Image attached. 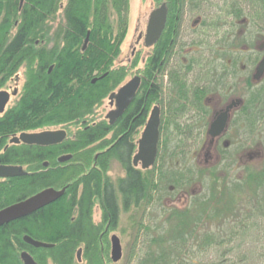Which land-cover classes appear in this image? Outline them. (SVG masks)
<instances>
[{
    "label": "trees",
    "instance_id": "1",
    "mask_svg": "<svg viewBox=\"0 0 264 264\" xmlns=\"http://www.w3.org/2000/svg\"><path fill=\"white\" fill-rule=\"evenodd\" d=\"M155 1L167 6V0ZM129 12L130 0H25L23 5L21 0H0V91L21 69L27 71L19 102L0 116V165L26 167L28 174L0 179V211L46 189L66 188L59 201L0 228V264H23L24 251L37 264H76L80 249L86 264H115L108 235L118 229L121 212L132 209L140 216L134 222L135 247L118 264H255L257 247L246 245L264 240V163L260 170L251 163L242 165V175L220 180L216 169L203 177L197 165L188 163L192 153L171 152L167 147V159L182 164L167 165L166 172V144L195 139L184 134L177 119L172 122L178 132L169 134L167 117L162 120V152L154 168H133L132 133L99 154L98 160L93 157V146L102 152L119 136L105 123H93L96 110L127 76L126 69L113 68L128 30ZM145 65L142 95L149 90V103H158L165 97L167 25ZM259 94L253 97L243 136L250 143L264 134V93ZM129 120L130 116L123 118L121 130ZM144 124L143 120L139 127ZM71 125L80 128L61 145L10 143L22 133ZM64 156L71 159L58 163ZM114 159L126 173L116 182L106 177ZM203 179L213 184L212 196L201 189L183 208L163 202H168L170 188L180 193ZM97 205L102 214L95 224ZM153 209L160 213L151 218ZM26 236L53 247L36 249L25 243ZM141 237L144 251L136 256ZM260 256L264 259V253Z\"/></svg>",
    "mask_w": 264,
    "mask_h": 264
},
{
    "label": "flooded vegetation",
    "instance_id": "2",
    "mask_svg": "<svg viewBox=\"0 0 264 264\" xmlns=\"http://www.w3.org/2000/svg\"><path fill=\"white\" fill-rule=\"evenodd\" d=\"M191 17L195 19L193 22L188 21ZM166 25L165 97L158 103L150 104L148 101L150 91L142 95L145 76L137 69L132 79L137 77L141 79L140 88L123 115L113 124L108 118L111 112L117 110V101L116 99L111 101L110 96L118 93L125 84L109 95L111 110L106 114L105 119L93 123L96 125L103 122L119 133L116 142L99 154L103 155L113 149L121 138L132 133L135 139V151L131 163L134 169L141 170V164L134 166V157L140 140L137 137L141 131H144L154 108L158 107L161 125L156 164L162 152V120L165 117L171 119L169 134H176L178 131L172 120L177 119L184 134L194 135L196 142L195 139H191L180 145L172 140L168 146L166 144L163 154L166 172L167 165L180 167L182 164L180 160L173 162L170 158L167 159L168 147V151L171 152L188 151L195 155V159L190 162L200 168L203 177L209 174L210 169H216V173L220 174V180L226 178L230 180L236 163L235 150L242 144H236V137L242 138L245 134L247 121L251 118L253 97L257 99L261 97L257 94L264 93V73L257 78L260 64L264 61V0H167ZM140 35L142 38L138 43L144 39L143 34ZM85 50L83 47V51ZM9 104L10 102L6 111L0 116L8 111ZM254 104L256 106L259 102L256 100ZM223 114H227L226 128L219 137L212 138L209 134L211 126ZM128 116L130 120L123 131L121 123L123 118ZM143 120L145 124L139 127ZM74 126H62L60 130H64L68 138ZM77 127L79 128V125ZM112 135L113 132L106 139H112ZM99 154L96 155L95 160H98ZM67 157L71 159L70 156ZM62 158L64 157L58 159V163L69 161L60 162ZM114 162L123 168L118 159L111 161L110 167ZM46 164L48 163L44 166H49ZM170 170L176 171V169ZM108 174L109 170L106 172V177L111 179ZM123 178L125 176L120 179ZM195 187L196 185L192 186L191 193L186 190L176 193L175 188H170L169 197L177 196V198L175 201L168 200L167 205L171 202V206L177 207L182 198L188 204L196 194ZM174 202L177 204H173ZM77 261L82 262L78 257ZM22 263L24 264L23 261Z\"/></svg>",
    "mask_w": 264,
    "mask_h": 264
},
{
    "label": "water",
    "instance_id": "3",
    "mask_svg": "<svg viewBox=\"0 0 264 264\" xmlns=\"http://www.w3.org/2000/svg\"><path fill=\"white\" fill-rule=\"evenodd\" d=\"M25 0H21V5H23ZM167 23V6L163 4L160 8L153 11L150 15L146 36H145V46L151 48L156 45L164 30ZM90 33L85 41L84 49L87 48L89 43ZM142 35H140L138 42L141 40ZM264 73V61L260 64L258 69L257 78ZM97 79L93 81L95 84ZM141 79L134 78L125 86H123L118 93H114L110 96V100L116 99L117 110L111 112L108 118L111 124L115 120L123 115L126 109L131 104L132 100L135 98L137 91L140 88ZM11 95L9 92H0V114L6 111V107L10 102ZM227 123V114H223L218 118L211 126L209 134L212 138L219 137L225 130ZM160 110L158 107L154 108L151 117L142 133V136L138 142V151L134 157V166H139L143 171L152 168L157 160L158 156V146L160 141ZM67 138V133L64 130H47L38 133H22L19 136H15L10 143L12 145H26V146H38V147H52L61 145ZM69 160V157H64L60 159V162ZM48 165V164H46ZM28 175L27 172L19 166H3L0 165V179H12L18 177H24ZM66 193V188L62 190H56L53 188L46 189L24 201L18 202L12 206H9L0 211V228L10 224L12 222L18 221L20 219L26 218L47 206L59 201L64 197ZM24 241L36 248H52L53 245L38 242L29 236L24 238ZM112 243V253L111 259L113 263L117 264L123 259V247L121 240L116 235L111 238ZM82 250L78 251V259L81 261ZM22 261L24 264H36L35 260L29 253L21 254Z\"/></svg>",
    "mask_w": 264,
    "mask_h": 264
},
{
    "label": "rangeland",
    "instance_id": "4",
    "mask_svg": "<svg viewBox=\"0 0 264 264\" xmlns=\"http://www.w3.org/2000/svg\"><path fill=\"white\" fill-rule=\"evenodd\" d=\"M161 4H162L161 2H156L155 0H130L128 30H127L125 39L121 45L120 55L116 60L115 67L113 68V70L124 68L127 71V76L125 77L124 81L118 86V88L121 85H124L127 82H129L134 77V75H136L137 69H139V71L143 70L146 66L145 65L146 60H148V58L152 55L153 48L152 49L147 48L144 44V39L143 41L138 43V37L140 36V34H143V37L145 38L149 17L153 11H155L157 8L162 6ZM194 20L195 19H193V17L188 19V21L190 22H193ZM136 60H138V65L134 66V63L136 62ZM26 81H27V71H26V68L25 69L23 68L20 70L17 76H15L12 80H10L6 84V86L1 90V91H8L11 94V101L7 109H10L12 107L14 108L16 104L19 102L21 96L24 93V86L26 84ZM110 110L111 108L109 107V100L107 98L102 103V105L96 110L95 119L97 121L104 120L106 117V114ZM75 126L72 127V130H71L72 135L76 134L77 130L80 128V127L78 128L77 125ZM60 128L62 127L57 126V127L48 128L46 130H50V129L59 130ZM142 132L143 131H141V133ZM141 133L137 137V139L141 138L142 136ZM254 141H255L254 143H250L248 141L246 142V137H242V138L236 137V144L238 145L242 143L239 148L242 147L243 150L241 148L240 152H237V157H238L236 158L237 165L234 168V174L233 173L231 174L232 176L231 179H235L238 176L242 175V170H241L242 165H248L249 163H251L254 169H259V170L262 169V166L264 163L262 161L264 160V134L260 136L259 135L256 136ZM93 147H92V149H94L93 157L94 156L96 157V155H98L100 152L98 150V147L96 146L94 148ZM256 152H260L261 154H257ZM193 158L195 159V155L194 156L192 155V157H190L189 159L192 161ZM190 160L188 163H191ZM23 168L26 170V167H23ZM108 175L111 177L112 180L117 181L121 177L125 176V172L118 163L114 162L109 169ZM213 187H214L213 184L207 183V181L205 182L203 179L201 182H198L196 184L194 192L198 194L200 193L199 190L202 189V191L204 190L207 192V194H210V196H212ZM186 191L187 192L189 191L191 193L192 187H190L189 189H186ZM176 198L177 196L175 197L171 196V198L168 197L167 200L175 201ZM163 202H165L167 205V201L163 200ZM169 204L172 205L171 202L168 203V205ZM173 204H177V202H174ZM185 204H186V201L184 198H182L181 201L178 203L177 207L183 208ZM159 213H160L159 210L153 209V212L151 213V218L157 217ZM101 214L102 212L99 206L97 205L94 209V214H93V221L95 224L100 223ZM139 219H140V216L138 215V212L136 210L132 209V211H130L129 213H125L123 211L121 212L120 224L118 226V229L116 231L111 232L108 235V238L110 241V249H109L110 257L112 253L111 238L113 235H116L121 240L122 247H123V259L120 262L124 261V258L132 250L134 243L136 242L134 240L135 234H136V231L134 230L135 229L134 222L139 221ZM159 223L160 221L158 222V224ZM161 223H162V220H161ZM143 243H144V239L143 237H141L140 246L135 251L136 256L137 254L140 256L143 253L144 247H145ZM250 244H253V246L255 245V247H257V250H258L257 257L255 256V264H264V259H262L261 256L259 257V255L264 253V240H259V243L247 242V245H246L247 248L250 247ZM81 261H82L81 263L77 262L76 264H86L84 260L83 252L81 256Z\"/></svg>",
    "mask_w": 264,
    "mask_h": 264
},
{
    "label": "bare ground",
    "instance_id": "5",
    "mask_svg": "<svg viewBox=\"0 0 264 264\" xmlns=\"http://www.w3.org/2000/svg\"><path fill=\"white\" fill-rule=\"evenodd\" d=\"M2 180H7V179H2Z\"/></svg>",
    "mask_w": 264,
    "mask_h": 264
}]
</instances>
